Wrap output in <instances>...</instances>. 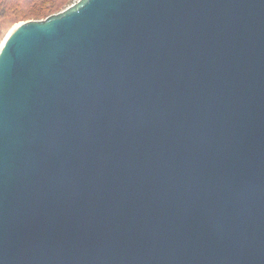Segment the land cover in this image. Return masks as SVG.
I'll return each instance as SVG.
<instances>
[{
  "label": "water",
  "instance_id": "95a60500",
  "mask_svg": "<svg viewBox=\"0 0 264 264\" xmlns=\"http://www.w3.org/2000/svg\"><path fill=\"white\" fill-rule=\"evenodd\" d=\"M0 264H264V0L14 20Z\"/></svg>",
  "mask_w": 264,
  "mask_h": 264
},
{
  "label": "trees",
  "instance_id": "16d2710c",
  "mask_svg": "<svg viewBox=\"0 0 264 264\" xmlns=\"http://www.w3.org/2000/svg\"><path fill=\"white\" fill-rule=\"evenodd\" d=\"M41 1L42 0H0V17H4L11 13L16 21L26 20L32 17L36 20H43L60 12L73 0H45L46 2L43 4H41ZM33 3L37 5L34 6L33 9H30L31 11H28L29 9H24Z\"/></svg>",
  "mask_w": 264,
  "mask_h": 264
},
{
  "label": "rangeland",
  "instance_id": "374dc122",
  "mask_svg": "<svg viewBox=\"0 0 264 264\" xmlns=\"http://www.w3.org/2000/svg\"><path fill=\"white\" fill-rule=\"evenodd\" d=\"M43 1V2H42ZM41 1V4H43V3H45L46 1L45 0H42ZM74 1V0H73ZM72 1V2H73ZM71 2V3H72ZM70 3V4H71ZM39 4V3H38ZM70 4H68V6L70 5ZM37 5V4H36ZM34 3L33 4H31V5H29L28 7H25L24 9H29L28 11H31L30 9H33L34 8V6H36ZM68 6H66L64 9H66ZM21 7V6H20ZM22 8V7H21ZM32 18H34V17H32ZM14 16H13V14H7L6 16H4V17H0V40H1V38L3 37V35L6 33V31L9 29V27L11 26V24L14 22Z\"/></svg>",
  "mask_w": 264,
  "mask_h": 264
}]
</instances>
